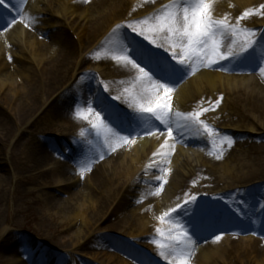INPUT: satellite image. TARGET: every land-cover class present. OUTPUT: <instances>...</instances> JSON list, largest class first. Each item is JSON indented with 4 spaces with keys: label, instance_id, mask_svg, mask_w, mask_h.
Here are the masks:
<instances>
[{
    "label": "bare ground",
    "instance_id": "bare-ground-1",
    "mask_svg": "<svg viewBox=\"0 0 264 264\" xmlns=\"http://www.w3.org/2000/svg\"><path fill=\"white\" fill-rule=\"evenodd\" d=\"M44 1L47 8H49L48 10L42 8ZM52 1L57 7H52L53 4L51 3V0H31L30 5L28 4L29 9L27 11V17L30 19L31 15L34 13L36 14L38 11L42 13L43 11L47 10L46 16L49 18L44 22H40V24L45 26L48 31H52L51 37L48 35H42L40 28V34L38 32H34L29 37H27V32L24 31L25 29L23 27L21 28L19 24L17 27L15 26L13 30H8V32L3 36V43L0 41V87L2 92L7 85L12 88L4 96H11V98L16 102L14 105L15 107H23L22 114L27 113V109L24 106L29 104L30 106H36L37 104H40L39 108L41 112L47 106V102L54 101L55 107H48V109L43 113L44 117H46L47 120L51 113L54 112L55 115L58 114L59 117L55 119L53 125L62 123V120H65V122H68L69 124L70 119L73 120L76 117V111L88 109V102L95 96L100 95V93L94 92L100 90L101 86L96 85V88H91L88 82H79V78L76 79V75L80 74L81 71H84L83 65L85 64L86 59H84L85 56L82 52L84 50L88 52L91 50V48H93V46L95 47L103 40L109 38L107 41L108 46L111 47L109 52L115 51L118 53L122 41L120 39L119 42H116L115 40L119 37V34L114 36L113 33L118 26L125 24L128 19H132L133 17L132 14L126 12L127 8L130 9L127 2L128 0H81L79 4L76 2V0ZM147 2L148 0L145 1V3ZM223 3V0H215V18H227V20L231 23L236 22L237 19H239L240 16H242L245 12H250L252 10H257L258 12V10L264 6V0H236L235 3L238 7V10L234 11V7H230L229 4ZM71 15H79L84 18L86 23L84 30L78 29L79 33L77 32L82 37L81 42H85V39H87V43L85 42L84 46L75 44L69 40V23H67V21L68 17ZM255 17L261 24H264L263 15L257 13L255 14ZM2 25V22H0V27H2ZM25 25L26 24L23 26ZM52 26H56V28L59 26V31H53L51 28ZM46 29H44L43 33L47 32ZM39 40L41 45H43L41 48V53L37 52L40 49V46L37 47ZM8 44H10L12 48L7 47L6 45ZM16 48H23L21 54L27 56L29 59L28 61H30L29 63H32L30 66L24 65L21 63V60L16 59V56L13 53L14 50L16 52ZM2 50L9 52L12 51V53L7 52L10 54V57L7 56L6 58H3L5 56L2 55ZM85 55H87V53H85ZM1 56H3V59H1ZM101 56L105 57V61L104 59L101 60L105 63L100 65H104L105 67L103 68L106 69H101L100 74L104 73L105 70L109 68L106 72L108 74H106L105 77H111L112 72L110 64H116L119 61L113 59V55L111 53ZM8 67H11L13 71L17 72L16 79H12L15 74L7 75V73L11 72V69ZM7 68L9 70L4 73ZM209 69L211 71H197L194 72V74L189 75L191 78L184 82L186 84L185 86L177 87L175 88V91L170 93L172 101V115H174L176 118L174 120V126L176 129H181L180 126L182 124H186L188 127V125L191 123L183 116L176 117L175 113L180 112L186 114L189 110L188 105L193 100H201L202 102L208 101L206 108H211L215 102L220 101V97H223V101H220L219 107L217 108L219 111H229L230 108H236L240 105V107L243 108L242 111L244 115L248 117V112L254 116L264 113V86L262 84L257 82L254 83L253 79L248 78L230 79L228 76H224L222 74L221 71L223 69V65L221 64H216ZM124 70L126 73H129V79L134 78L133 80L129 81L125 87H131V85L137 87V89H135V95L136 92L137 95L141 93V95L145 97L151 94V88L148 89L143 87L147 85L151 86L150 83L142 82L141 79L138 78L141 76V74L137 69L132 68L131 65H126ZM261 75L264 76V71H262ZM138 79L143 83V85L137 81ZM144 79L147 81L146 78ZM72 95L75 97L81 95L83 97V100L81 101L83 104L77 106L75 109L72 107L69 110L73 101ZM234 98H237L239 103L238 106L234 102ZM66 101H68V105L67 107H63L66 111L63 113L62 107H56L61 106ZM77 118L82 119L81 116ZM137 131H139V129H137ZM107 133L109 134V132ZM155 134L145 136L141 133V135L137 136L140 138H137L136 141L132 143L131 147L125 149L123 152L122 147L126 144V142L119 140L118 136L109 137L108 144L101 149V154H106L109 156L112 154V152L117 153V150L119 149L116 155V166L112 168V172L107 166L102 165H97L95 170H93L91 176L92 181L95 183V186L98 187V191L94 192L93 195H89L83 200L78 201L77 197L75 196H78L79 198V194H70V192L68 193V186L60 189L61 191H64L68 194V198L71 201H74V199L76 200L77 204H75V207L73 205L74 203H71L69 205L71 207H68V204L65 202H60L58 207V210L63 213V216L67 217L68 222L79 221L78 224L72 223L76 229L78 225L80 227L78 231H76V237L81 238L80 236L84 233L83 229L86 227L85 225L88 212L90 213L92 211L93 216H96L97 211H100L102 213L101 215L103 216V219L104 217L111 215L112 212H114L112 216L125 213V217H132L134 215V211L128 210V208L133 205V202L141 201L139 200L141 196L139 194L136 196V191H139L142 186L143 188L140 191L142 198L151 201L154 200L153 189H150V187L152 186L151 183L157 182L158 177L151 176L152 174L148 173V171L152 168H154L156 171H160L161 166L165 162H168L172 159L175 165L182 162L184 159L188 160V157L185 155L189 154V150L187 152H182L180 151V148L176 147H174V152L170 156H165V153L168 151V149L162 148L161 142H165L167 137H154ZM134 135H136L135 132L133 133V136ZM208 135L209 148L205 150H207L209 154H213L211 157L213 163H215V165L219 164V167L225 169V175H228L230 172H232L231 163L234 162L236 158L238 159L239 152L237 155L235 154L237 147L233 148V144L231 147H229L227 142L221 143V137L219 136L214 137L210 134ZM193 139H195V141H192ZM181 140H183V142H181ZM192 140L184 139V136H181V138L177 140V143L187 147H195L201 143L197 137L192 138ZM109 145H111V147ZM239 147H241L240 152L245 153L243 150L245 146L240 144ZM158 152L160 155L156 156L155 162H153L154 154ZM218 155L221 158L218 159ZM45 157L48 158L50 156L42 153L40 161H44ZM242 159L243 154L239 158L241 163L244 160ZM59 165L60 162L56 164L52 163L53 167L49 168L47 173V178H51L52 174L54 175L52 180L56 181V185H60L65 181V179L62 178L64 174H62V172L56 173L55 171ZM149 165H151V167H149ZM193 165H189V167L191 168ZM184 171H187L189 174L185 176ZM194 171L195 169H193L192 172L190 169L183 170L184 178L186 177V184L183 181V176L181 175L179 177L180 174H176V170L173 175L170 172V175L173 176V180H167L169 186L166 188L162 200L168 204L169 193L172 190L175 191L178 188H182V190L187 193V186L189 183H192L197 173H199V175L202 177L203 183L206 182L208 184L214 181L213 187L218 186V182L222 183L223 181V179L221 177L220 179L215 172L208 170ZM146 175H148L147 178H145ZM242 176L243 177L240 178L239 181H241V183L247 182L248 175L242 174ZM197 179L198 178L195 180ZM141 181H143V184ZM0 182L2 185H4L5 179H1ZM85 183V178L80 179L79 187L80 185H85ZM2 185L0 186V203L3 192L5 191V186ZM229 187L222 188L220 192L227 190ZM154 203L155 205L152 207L154 208L152 212L156 215L155 218L160 223L161 221L159 217L163 215L164 212L169 211L173 207H171V205L167 209H161V207L156 205L159 202L154 201ZM184 214L186 213H183L182 210H179L178 214L173 213L172 215L174 216L175 222H178L179 220L183 222L189 221L191 214L187 213L188 216H183ZM57 215L60 216L59 212H57ZM149 217L150 219L148 220V223L139 222L138 229L140 231L146 232L148 230L151 232L153 230V228H149L148 226V224L152 221L151 218L153 217L151 215ZM165 221L168 222V218H165ZM223 222L224 220L219 221V225L222 226ZM98 223L99 221H97L95 225H98ZM169 224L172 225L170 222ZM162 225L163 224H161V226ZM232 228L233 227L231 226L230 230L228 231H225V228L223 227L218 228V230L213 229L212 231H201L203 236L209 235L210 237L207 238L208 241L206 243H201L196 247L194 246V252L192 255L194 258V264H228V260L225 258H234L236 255L237 259L244 264L248 261V259H250V257L255 259L258 264H264V249L262 247L260 249L259 246L253 247L252 244L246 247L240 246V244H238L240 243L238 239V242H236L237 240L234 236L235 232L232 230ZM220 232H223L224 234L222 235V239L217 242L214 240L213 235L214 233L220 234ZM180 241L182 242L183 249L186 251L192 249L193 244L191 242L187 240ZM165 252L167 251L165 250ZM146 263L151 264L150 262Z\"/></svg>",
    "mask_w": 264,
    "mask_h": 264
},
{
    "label": "rangeland",
    "instance_id": "rangeland-1",
    "mask_svg": "<svg viewBox=\"0 0 264 264\" xmlns=\"http://www.w3.org/2000/svg\"><path fill=\"white\" fill-rule=\"evenodd\" d=\"M51 3L53 4V8L57 7L52 0ZM128 3H130L129 0ZM147 5L148 7H145V2H140L138 5H135L136 7L133 11L144 12L154 7V3L151 0H148L146 6ZM42 8L49 9L45 5V1ZM47 10L42 12L45 14V17L41 18L40 11H38L37 15L39 16V20H44L45 18V20H48L46 16ZM70 19V26L68 27L70 33L71 31L75 32L81 39L82 37L78 34V29L84 30L86 25L84 18L81 17L80 19L78 18V20H73L71 17ZM252 20H254L253 17L249 20L244 19L243 23L247 24ZM141 25L145 27L143 24ZM52 29L53 31H59L57 28ZM51 32L52 31H47L46 33L51 37ZM70 33V42L80 44L76 42V38H73ZM247 33L249 32L245 31L240 34L239 40H245ZM248 38L253 39V36H249ZM85 40L87 43V39ZM85 42H82L83 46ZM37 44V47L40 46L39 52L41 53L43 45H41L40 42ZM260 44L264 47L262 41H260ZM237 45H239V42H237ZM93 48L88 52L85 50L83 53H94L95 51H97L96 53H107L105 44H100L94 49ZM22 50L23 48H17L16 52L14 50L13 53L16 59L22 61V64L30 66L32 63H29L30 61H28L29 59L26 55L21 54ZM95 58L97 57L93 59ZM94 63L93 60L90 62L86 60V69H89V67L91 69ZM245 64L247 63L242 65L245 70L234 68L237 64H230L228 68L230 70L234 68L232 71L238 72L229 71L227 75L235 79L238 78L236 76H239V74H254V76H256L253 77L254 83L257 82L264 86V76H258V73H262V71L256 72L258 68L257 65L253 63V65L249 64V67H247ZM123 67V64H119L116 68L122 70ZM8 74H15L12 79L17 78L16 71H12ZM89 74L91 73H85L82 79L85 77L84 83L88 82L90 87L94 88L93 85L97 83L99 77L95 75V78H92ZM99 81L102 83L101 86L103 88L105 83L101 80ZM119 84H121V82H119ZM10 89L12 88L7 85L2 92L0 87V180L5 179L4 185L0 182V186H5V191L3 192L0 203V264H26L23 261H26L28 256H22L21 259L20 256L22 250L26 251L29 248H31L29 250L35 248L38 252L37 255L40 253L42 254H40L41 264H53L54 262H59V264H143L146 262L158 264L157 260L161 259V249L158 247L157 242H163L155 238V235H160V232H157L156 229L150 234L151 232H143L138 229L139 222L148 223L149 214L146 215V213H148L147 207L150 205L149 201L133 202L134 204L132 203L133 205L128 208V210L134 211L132 217H125V213H122L114 216L108 215L103 219L100 211H97L96 216H93L92 211L90 213L88 212L86 227L83 229L84 233L80 236L81 238L76 237V231H78L80 227L78 225L76 229L72 223L78 224L79 221L68 222L67 217L63 216V213L58 210L60 202H65L68 204V207H71L69 205L74 203L73 205L75 207V204H77L76 200L74 199L75 202L71 201L66 192L60 191L59 188L61 185H56L51 178H47L46 172L52 163V160L50 161L48 159H52L56 154H61L60 148L64 147L65 140H67V142L72 141L84 155L88 154L90 149L92 152L93 149L89 148L85 143L76 141L74 135L71 136L70 133H64L69 130L66 123H59L58 126L53 125L51 120H55V116L57 115H55L54 112L51 113L47 120L45 117L40 120V104L36 106H30V104L24 106L27 109V113L22 114L23 107H15L14 105L16 102L11 96H4ZM129 89H132V87ZM109 90L112 93L111 88H109ZM114 93H116L117 96L121 94L122 98L123 96L129 97L124 95L121 85L115 87ZM161 95H164L163 92ZM134 97V95H131L130 100ZM142 98L143 97L139 98L136 96L133 102L140 101L142 103H148L147 100ZM77 100L78 102L81 101V95H78ZM234 102L237 106L239 105L237 98H234ZM132 103H126V105H131ZM74 104L75 101H72L71 106H74ZM67 105L68 101L62 104L61 107H67ZM198 107L199 106L195 108ZM242 110L243 108L239 105L236 108H230L229 111L212 113L210 117L214 120V124H212L211 127L213 128V126H215V129L221 133V136L226 135L232 139L235 138L234 144L241 143L244 145L245 147L243 150L247 154L240 152L241 147H239V145L237 146L235 154L237 155L239 152L238 159L236 158L235 161L231 163L232 172L228 175H225L226 171L224 168L212 166V169L209 171L215 172L219 178L221 177L223 179L222 183L218 182V186L213 188V181L208 183L206 185L207 187H205L201 181L199 186L191 183L188 187L190 189L191 185V189L195 190L193 192L190 191L192 195H201V191L210 195L212 198H214L215 195L221 194L220 190L224 187L230 186L229 189L241 188L242 191L237 192L241 194V197L238 198L232 194V191H229V195H222L223 197L219 196L221 203L225 201V203L228 204L226 209H231L234 214L239 216V220L237 221L239 224L236 223L238 227L243 224L242 226H246L249 232L251 229H255V227L261 228V235L260 233L257 235H250L254 236L255 239L240 238V243L238 244L244 247L251 244L253 247L260 245L264 249V240H260L261 238L264 239V208L261 207L264 205V113L254 116L248 112V117L244 115ZM62 112H66L64 108ZM198 112H200V110H198ZM90 118L94 119L96 122L104 121L103 115H101L100 120H96L95 111L90 112L87 119ZM201 120L210 122L205 118H201ZM176 133L177 131L175 134ZM89 134L91 136V141H94L98 137L96 132H90ZM65 148H68L67 145H65ZM42 153L50 157H45L44 161H40ZM242 154L244 160L242 159L243 162L241 163L239 158ZM194 156L195 151L190 149L186 157L193 158ZM194 161L192 162L194 163ZM82 162L83 161L80 163L77 162V164L83 166ZM116 162L117 159L112 157V159L102 164H104L103 166H107L112 172V168L116 166ZM189 164V161L188 163L184 161L178 165L171 163L167 167L170 168V172L172 173H175L174 169H176V174H180L179 177L182 175L185 180L186 177L184 178L183 170L190 169L192 172L194 169L193 167L190 168ZM200 166L201 165H196L195 168H200ZM60 168L62 169L63 167ZM76 170L77 168H75L74 172L63 171L62 173L64 176H62V178L64 179L66 176L75 178L74 176L77 173ZM155 173L161 176V172L155 171ZM184 173L185 176L189 174L187 171H184ZM242 174L248 175L247 182L241 183V181H239L240 178L243 177ZM61 184L66 186L65 181ZM68 187H70L68 193L79 194V198L75 196L78 201L98 191V187L95 186L92 177L87 179L83 186L80 185L79 187V182H76L72 185L69 184ZM247 187L248 189L245 190ZM186 192L190 193L187 189ZM138 193L139 191H136V196ZM188 193H185L182 188H178L176 192L169 193L168 204L165 203L164 200L160 203L170 206L171 203H178L181 199L183 200ZM216 207L219 208L220 206L216 205ZM57 212H59L60 216L57 215ZM96 220L99 221L98 225H95L97 223ZM172 236L175 237V232H172ZM164 243L167 247H176L178 244L177 242L172 244ZM225 259L228 260V264H244L237 259V255L234 258L226 257ZM248 263L258 264L252 257L245 262V264Z\"/></svg>",
    "mask_w": 264,
    "mask_h": 264
},
{
    "label": "snow or ice",
    "instance_id": "snow-or-ice-1",
    "mask_svg": "<svg viewBox=\"0 0 264 264\" xmlns=\"http://www.w3.org/2000/svg\"><path fill=\"white\" fill-rule=\"evenodd\" d=\"M22 3H24V0H0V22L3 24L0 30L7 31L11 25L16 23V18L11 17V9L16 8L19 14V5ZM214 4L215 0H174L173 3L164 6L150 20L146 19L138 22L145 27L138 29L134 24L129 23L114 31L113 35L119 34L122 44L119 48V54L113 55V59L125 61L126 65H131L132 68L138 70L141 74L138 78H146L150 84H154L153 95L155 99L149 100L148 103L134 101L130 106L135 109V114H131L122 111L118 105L113 104L106 97L102 95L95 96L88 102V111L96 112V120H100L101 115H103L104 121H106L103 127L107 132L112 133L113 136H118L119 140L126 143H134V132L136 135L142 133L145 136L154 135L157 132L160 135H165L166 132L167 139L162 148L168 149L165 156H170L174 152V143L169 144L168 141L178 140V137L174 136V129L171 124L170 93L189 75L194 74L193 65L197 62L203 65L207 61L208 66L212 67L221 64L222 61H231L232 59L249 64L256 61L257 56L254 46L257 41L248 38L249 36H255V32L247 33L245 40L237 45V40H239L243 29L232 26L227 18H215ZM256 12L257 10L245 12L239 19L243 21ZM258 14L264 15V6L258 10ZM5 16H9L11 19L6 20ZM128 29H131V33H137L144 40L149 41L150 44H155L157 49L163 47L164 52L153 49L143 41L137 40L128 33ZM159 34H163L164 40H158ZM261 41L264 43V36L261 37ZM237 47H239V51H237ZM166 52H170L171 55H166ZM260 54L264 57V47H261ZM261 71H264V68ZM89 75L95 78V74ZM104 87L106 89L107 85H104ZM161 91H163V96L160 95ZM119 98L114 97V99ZM223 99V97H220V101H223ZM220 101L215 102L211 108H205L204 112L194 111L186 116L183 113L176 112L175 116H183L197 128H202L206 134L214 137L221 136L217 129L201 120L205 112L214 111L218 108ZM75 115L80 117L82 112L76 111ZM145 115H148L150 119L145 120ZM153 120L160 121V124L164 127L156 126ZM90 123L92 128L96 129L99 134L101 128L97 123ZM122 132L126 134L120 135ZM108 139L109 137L106 136L105 143H108ZM224 142H227L228 146L231 147L234 140L224 135L221 137V143ZM109 146L111 147V145ZM159 155V152L154 154L153 162H155V157ZM217 158L221 157L218 155ZM99 159H103V154L99 156ZM168 162L170 163V160ZM85 170H90V167L80 170L81 178H83ZM165 171H168V169H161V172ZM166 183V179H160V183L154 186L155 194H159ZM261 207L264 208V205ZM179 210L191 214L193 232L188 235V230L179 225L180 232L178 235L184 236L185 240L192 244L196 243L194 237L199 232L212 231L218 228V223L213 220L214 217L228 219V217L223 216L219 209L206 202H198V197L188 193L181 204L164 212L159 217L160 221L164 222L165 218H168V222L174 223L175 220L172 214H178ZM157 232L163 235L160 229H157ZM223 234V232H220V234L214 233V240L219 242ZM169 236H172V233H169ZM157 244L161 249L160 256L169 264H189L194 252V248L186 251L178 247H170V250L165 252L166 245L159 242Z\"/></svg>",
    "mask_w": 264,
    "mask_h": 264
}]
</instances>
